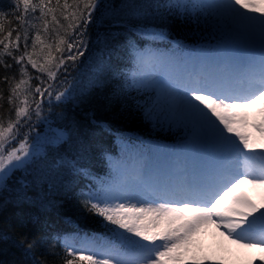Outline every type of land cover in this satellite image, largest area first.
Returning <instances> with one entry per match:
<instances>
[{
	"label": "snow or ice",
	"instance_id": "1",
	"mask_svg": "<svg viewBox=\"0 0 264 264\" xmlns=\"http://www.w3.org/2000/svg\"><path fill=\"white\" fill-rule=\"evenodd\" d=\"M169 21L204 42L172 37ZM121 43L129 64L112 70L105 53ZM88 66L118 77L122 112L180 142L118 138L94 176L79 122L53 127L56 107L88 102ZM245 184L264 189V0H0V209L75 202L103 229L69 215L73 234L21 232L28 264H264V202Z\"/></svg>",
	"mask_w": 264,
	"mask_h": 264
},
{
	"label": "trees",
	"instance_id": "2",
	"mask_svg": "<svg viewBox=\"0 0 264 264\" xmlns=\"http://www.w3.org/2000/svg\"><path fill=\"white\" fill-rule=\"evenodd\" d=\"M168 30L171 32L172 37L185 38V41L197 38L190 32L188 26L182 25L179 21H169ZM124 50V45L121 43L113 51L105 53V60L110 59L111 61L110 69L127 70L128 63L122 59ZM117 79L118 77L109 76L107 70L101 71L93 66H88L84 69L81 81L82 86L90 91L88 102L80 108L62 109L56 107L54 109V114L58 118L53 121V125L66 129L71 125L73 118L79 122L85 145L91 149L89 164L96 177L101 176L108 170L102 152L119 153L117 141L120 139L118 138L161 139L165 134L158 130H152L151 126L139 117L122 112L120 105L111 100L113 89L119 87L116 83ZM62 111L64 116L60 117L59 114ZM88 111H94L96 118L106 121L112 131L110 133L105 132L91 125L86 118ZM108 135H112L118 140L112 141ZM3 199L4 197L0 196V200ZM9 200H11L10 196ZM77 207L78 205L75 202L65 201L62 207H52L45 211L38 205L24 204L18 207L16 204L9 202L6 207L0 209V264H28V257L14 243L18 240V234L21 232H26L30 236L50 230H57L65 234L75 233L77 231L75 219L73 222L68 223L64 219L65 216L71 215L78 218L80 228L85 231L97 233L103 231L98 224V217H91L85 221L84 215L77 213ZM20 220L23 221V227L17 226ZM40 258L44 259L43 256ZM54 259L58 260L59 258L47 257L49 264H52Z\"/></svg>",
	"mask_w": 264,
	"mask_h": 264
},
{
	"label": "rangeland",
	"instance_id": "3",
	"mask_svg": "<svg viewBox=\"0 0 264 264\" xmlns=\"http://www.w3.org/2000/svg\"><path fill=\"white\" fill-rule=\"evenodd\" d=\"M53 127L55 128V126ZM36 130L40 132H44V131H47V128L37 127ZM240 194L247 196L257 205L264 202V189L245 184L241 186ZM215 243L216 241L213 239V237L209 236L205 238V241H204L205 247H208L210 245L215 246ZM226 264H241V262L237 257L230 256V257H226Z\"/></svg>",
	"mask_w": 264,
	"mask_h": 264
},
{
	"label": "bare ground",
	"instance_id": "4",
	"mask_svg": "<svg viewBox=\"0 0 264 264\" xmlns=\"http://www.w3.org/2000/svg\"><path fill=\"white\" fill-rule=\"evenodd\" d=\"M108 136H110V139H111L112 141L118 140V139L114 138L112 135H108Z\"/></svg>",
	"mask_w": 264,
	"mask_h": 264
}]
</instances>
